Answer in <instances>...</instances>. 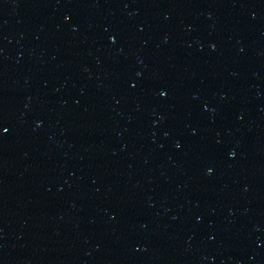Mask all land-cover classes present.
Returning a JSON list of instances; mask_svg holds the SVG:
<instances>
[{
	"label": "water",
	"instance_id": "obj_1",
	"mask_svg": "<svg viewBox=\"0 0 264 264\" xmlns=\"http://www.w3.org/2000/svg\"><path fill=\"white\" fill-rule=\"evenodd\" d=\"M24 264H264V0H145Z\"/></svg>",
	"mask_w": 264,
	"mask_h": 264
}]
</instances>
